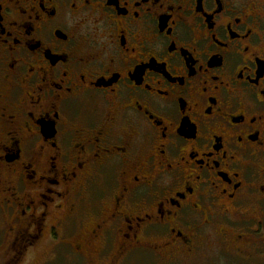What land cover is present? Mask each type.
Returning <instances> with one entry per match:
<instances>
[{
	"label": "flooded vegetation",
	"instance_id": "flooded-vegetation-1",
	"mask_svg": "<svg viewBox=\"0 0 264 264\" xmlns=\"http://www.w3.org/2000/svg\"><path fill=\"white\" fill-rule=\"evenodd\" d=\"M0 236L264 264V0H0Z\"/></svg>",
	"mask_w": 264,
	"mask_h": 264
},
{
	"label": "rangeland",
	"instance_id": "rangeland-1",
	"mask_svg": "<svg viewBox=\"0 0 264 264\" xmlns=\"http://www.w3.org/2000/svg\"><path fill=\"white\" fill-rule=\"evenodd\" d=\"M208 237L210 236H201V241L202 238L205 239L202 244L201 251H199L192 260L181 258L183 259V262L179 264H260L254 259L247 262L243 261L241 258L237 257L234 252L232 254H228L226 252L228 246L227 244L221 243L220 236H212L209 240H207ZM55 245L56 244L53 243H44L35 251L25 253L23 258L21 256L19 257V254L11 255L12 253L0 250V264H74L72 260L69 261L65 256H63L62 250H60L62 248L57 247L58 252L54 251ZM209 248L213 250L202 251V249L205 250ZM223 257L225 259H223ZM213 258L219 259L213 262Z\"/></svg>",
	"mask_w": 264,
	"mask_h": 264
},
{
	"label": "trees",
	"instance_id": "trees-1",
	"mask_svg": "<svg viewBox=\"0 0 264 264\" xmlns=\"http://www.w3.org/2000/svg\"><path fill=\"white\" fill-rule=\"evenodd\" d=\"M221 242H222V240H221ZM142 259H145V260H148V259H150L149 257H147V256H144V257H142ZM187 260H190L189 258H187Z\"/></svg>",
	"mask_w": 264,
	"mask_h": 264
}]
</instances>
